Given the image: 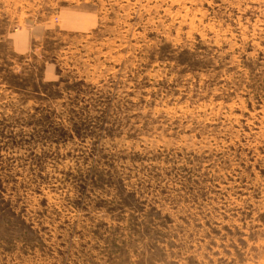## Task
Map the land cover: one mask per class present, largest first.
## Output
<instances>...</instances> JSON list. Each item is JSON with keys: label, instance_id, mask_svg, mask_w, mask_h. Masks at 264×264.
<instances>
[{"label": "rangeland", "instance_id": "374dc122", "mask_svg": "<svg viewBox=\"0 0 264 264\" xmlns=\"http://www.w3.org/2000/svg\"><path fill=\"white\" fill-rule=\"evenodd\" d=\"M0 264H264V0H0Z\"/></svg>", "mask_w": 264, "mask_h": 264}, {"label": "crops", "instance_id": "0c3cea01", "mask_svg": "<svg viewBox=\"0 0 264 264\" xmlns=\"http://www.w3.org/2000/svg\"><path fill=\"white\" fill-rule=\"evenodd\" d=\"M15 34V33H14ZM25 35V34H24ZM23 34H20V32L19 33H17L16 35H14V37H13V41H14V44H15V46L19 49V50H22V48H23V45L25 44V36H24Z\"/></svg>", "mask_w": 264, "mask_h": 264}]
</instances>
